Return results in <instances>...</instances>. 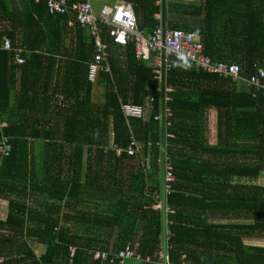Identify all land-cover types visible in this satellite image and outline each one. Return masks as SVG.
<instances>
[{
	"label": "trees",
	"instance_id": "16d2710c",
	"mask_svg": "<svg viewBox=\"0 0 264 264\" xmlns=\"http://www.w3.org/2000/svg\"><path fill=\"white\" fill-rule=\"evenodd\" d=\"M122 1L132 4L138 31L149 37L159 29L161 20L155 15L160 14V0ZM45 6L44 0L38 4L0 0V38H9L15 49L26 47L24 65L18 66L12 53L0 56V124H7L0 129V139L7 137L13 147L10 157L0 156V198L13 197L7 217L0 220V264H109L96 261L94 255L112 257L125 248L140 257L132 262L162 264V212L154 209L162 197L160 120H156L160 117L159 82L153 66L135 60L131 44H113L106 27L101 26L110 70L96 78L104 88L102 105L93 104V84L88 80L94 56L91 39L73 57L74 120L35 124L36 128L27 116L11 114L16 72L28 76L39 65L34 53L44 52L56 40L63 45L69 31L66 16H52ZM201 11L200 0H166L165 27L193 34L213 62L238 65L244 78L253 76L256 66L264 69L262 17L252 22L247 10L238 13V41H233L225 40L224 35L232 34L236 26H220L208 11L201 24ZM180 16L197 20L185 22ZM75 27L80 39L87 31ZM38 82L20 80L21 96L25 98ZM165 87L172 90L165 103L170 111L165 116V158L174 175L171 191L166 193L169 264H264V247L248 243L264 240V187L256 184L264 173V93L254 98L245 87L208 75L190 63L173 64ZM40 95L45 96L43 89L32 92L30 100ZM146 103L152 107L147 121L124 117L121 105L145 108ZM211 109L218 112L216 145H210L206 137ZM36 131L51 147L63 151L61 167L55 173L50 170L53 164H46L45 175L38 174L29 158L26 137L40 136ZM131 137L142 143L144 151L150 150L149 167L140 157V169L121 176L122 163L137 156L123 152ZM62 145L72 147L71 152L66 153ZM116 148L122 150L120 155ZM108 167L111 178L118 179L115 182L128 179L127 190L132 189L133 181L136 186L104 202L94 192L102 190ZM218 218L228 223L217 224ZM33 244L43 252L37 255ZM71 248L76 250L73 258ZM148 259L150 263H146Z\"/></svg>",
	"mask_w": 264,
	"mask_h": 264
},
{
	"label": "crops",
	"instance_id": "0c3cea01",
	"mask_svg": "<svg viewBox=\"0 0 264 264\" xmlns=\"http://www.w3.org/2000/svg\"><path fill=\"white\" fill-rule=\"evenodd\" d=\"M88 1L91 4L93 11L95 13H98V11L103 6H111L114 3L121 2L122 0ZM185 1L198 2L199 0ZM200 4L202 15L199 19L201 24L204 21V15L206 14V11H208L209 15H212V13L215 15L216 21L219 23L220 26L223 24L226 26L228 24L236 26V29L233 30L232 34H228L225 32V40H230V38H233V41H238V13L241 14L243 10H247L249 12L250 20L252 22H256L259 17H262L264 21V0H244L242 3L239 4L238 0H200ZM178 18H183V21L191 23H193L194 20H197V18L189 16H180ZM68 29L69 31L65 36V42L63 45L60 44V41L57 42L56 40L53 42L55 45H52L54 46V48L52 46L47 45L49 46V48H47V50L45 49L44 52L34 53L39 58V65H34L33 68H31L32 71H30L28 76L22 77L21 75H19V73L16 72L17 86L15 88V91H13V95L11 96L10 101V104L14 105L15 109L11 112V114L14 117L19 116L24 118L27 116L29 118V122L33 124V127H36L35 124L41 125L54 121L63 122V120H74V117L76 116V53H80L78 52V48H80L83 44L90 45L92 40L88 32L84 34L82 33V37L78 39V36L76 35V27H68ZM58 46H62L66 50L62 52L58 49ZM73 57H75V59ZM145 63L152 66L153 56L150 61H147ZM20 80H24L26 82H33L34 80H37L39 82L35 86H32L29 89L30 91L27 90L29 91V93L24 98L23 95L21 96V91L19 88ZM92 84V102L93 104L102 105L105 97L102 82L96 80ZM41 89H43V94L45 96L41 97L40 95L30 100V95L32 94V92L41 93ZM17 103H20V107L16 106ZM147 103L145 104L146 107L145 115L143 118L144 121L148 120L152 109L151 104L149 106V104ZM85 106L86 105H82V107ZM49 110H51V112ZM36 132H38L40 136L34 135L26 137L27 142L29 144V158L32 159L38 174L41 173L45 175L47 171L46 164H53L52 167H50V170L55 173V171L59 170L61 167V155L63 154V151L61 148L53 146L51 147L49 144L50 142H47L46 139L41 136V132ZM218 134V112L216 109H211L208 114V130L206 132V137L210 145L218 144ZM109 135L111 138L112 133H110ZM140 145V153H138L132 161L129 160V162L128 160H126L120 166L121 176L129 172H136L138 169H140L141 161H138L140 160L138 159L140 157L144 159L143 162L146 164L147 168L149 167V162L151 159L150 150L144 151L142 143H140ZM71 149L72 147L70 146L64 147L65 152L68 154L71 152ZM106 171H108V174L105 172V175H108V177L103 179L102 190L100 188H97L94 192L97 195L98 200H103L104 202L115 200L116 197H118L117 193L132 191L136 186V183L133 181L132 184L129 185V187L132 189L127 190L125 186L129 184L128 179L121 178L118 182H115L118 179L111 178L112 174H110L109 172L110 167L106 168ZM256 184L264 187V173L261 174ZM10 198L13 197L6 195L3 198H0V220H4L8 215V203ZM29 201L30 200H28L27 203H29ZM160 205L154 206V209L160 208ZM216 223L226 224L228 222L222 221L220 218H218ZM248 243L249 246L264 247V240H254ZM34 247L36 246H33V248ZM40 249L42 253L43 248ZM125 264L137 263L128 261Z\"/></svg>",
	"mask_w": 264,
	"mask_h": 264
},
{
	"label": "built area",
	"instance_id": "2783aa9c",
	"mask_svg": "<svg viewBox=\"0 0 264 264\" xmlns=\"http://www.w3.org/2000/svg\"><path fill=\"white\" fill-rule=\"evenodd\" d=\"M38 4L41 0H33ZM46 11L52 16H66L68 27L79 25L82 30L89 33L93 40L94 56L89 64L88 80L94 83L99 74H109L108 66V48L103 44L101 35V26L106 27L107 34L113 44L121 47L131 44L133 46L134 58L137 61H150L153 54L154 76L160 81V52L164 51V71L165 75L171 70L175 63H190L195 69L208 75L217 76L221 79H229L238 86L245 87L252 91L254 98L258 93H264V69L255 67V74L250 78H244L238 65H228L225 63L213 62L204 51V46L191 33L183 30H168L162 32L161 25L153 35L146 37L137 29V20L133 6L129 2H118L111 6H103L98 13L93 11L88 0L70 2L69 0H44ZM156 18L161 20V14H156ZM2 53L14 54V59L18 65L26 63L23 55L26 53V47L15 49L9 38H0V56ZM172 90L165 88V102L169 100L167 93ZM159 92V89H158ZM153 99H150V103ZM121 110L127 120H142L145 115V108L141 105L123 104ZM170 111L165 109V116H169ZM160 120V117H156ZM5 124H0V129H4ZM13 147L10 140L2 136L0 139V156L2 159L11 156ZM141 145L133 137L130 138L128 146L123 150L127 156H135L140 153ZM122 150L115 149V153L120 155ZM174 175L172 166L165 164V192L171 191ZM76 250L71 248V258L74 257ZM96 261L108 262L114 264H124L126 261H140L130 248H125L109 257L105 253H96ZM184 256L181 257L183 261ZM150 263V260H146ZM169 264V262H168Z\"/></svg>",
	"mask_w": 264,
	"mask_h": 264
},
{
	"label": "water",
	"instance_id": "95a60500",
	"mask_svg": "<svg viewBox=\"0 0 264 264\" xmlns=\"http://www.w3.org/2000/svg\"><path fill=\"white\" fill-rule=\"evenodd\" d=\"M161 4V29L165 31L166 20V0H160ZM165 71H164V51L160 52V81H159V99H160V163H161V212H162V239L163 252L162 264H168L167 249H166V192H165Z\"/></svg>",
	"mask_w": 264,
	"mask_h": 264
},
{
	"label": "rangeland",
	"instance_id": "374dc122",
	"mask_svg": "<svg viewBox=\"0 0 264 264\" xmlns=\"http://www.w3.org/2000/svg\"><path fill=\"white\" fill-rule=\"evenodd\" d=\"M92 1V0H91ZM96 1H100V0H96ZM198 39V38H197ZM199 40V39H198ZM34 245V244H33ZM34 246H36V245H34ZM34 250L36 251V254L37 255H39L40 253H41V249L40 248H38L37 246L36 247H34ZM138 262V261H137Z\"/></svg>",
	"mask_w": 264,
	"mask_h": 264
},
{
	"label": "clouds",
	"instance_id": "9594fccd",
	"mask_svg": "<svg viewBox=\"0 0 264 264\" xmlns=\"http://www.w3.org/2000/svg\"><path fill=\"white\" fill-rule=\"evenodd\" d=\"M165 29H166V27H165ZM165 88H166V87H165ZM165 109H166V108H165ZM1 124H5V123H1ZM5 125H6V124H5ZM5 128H6V127H5ZM5 128H4V129H5ZM9 140H10V139H9Z\"/></svg>",
	"mask_w": 264,
	"mask_h": 264
}]
</instances>
